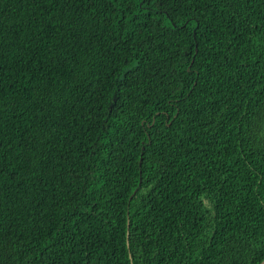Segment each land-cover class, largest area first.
Here are the masks:
<instances>
[{
  "label": "trees",
  "instance_id": "obj_1",
  "mask_svg": "<svg viewBox=\"0 0 264 264\" xmlns=\"http://www.w3.org/2000/svg\"><path fill=\"white\" fill-rule=\"evenodd\" d=\"M264 0H0V264H261Z\"/></svg>",
  "mask_w": 264,
  "mask_h": 264
},
{
  "label": "water",
  "instance_id": "obj_2",
  "mask_svg": "<svg viewBox=\"0 0 264 264\" xmlns=\"http://www.w3.org/2000/svg\"><path fill=\"white\" fill-rule=\"evenodd\" d=\"M261 264H264V261Z\"/></svg>",
  "mask_w": 264,
  "mask_h": 264
}]
</instances>
